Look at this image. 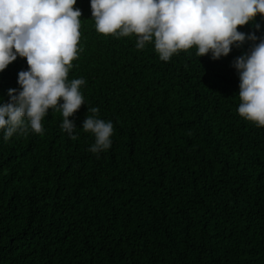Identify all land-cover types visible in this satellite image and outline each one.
<instances>
[{
	"label": "trees",
	"instance_id": "obj_1",
	"mask_svg": "<svg viewBox=\"0 0 264 264\" xmlns=\"http://www.w3.org/2000/svg\"><path fill=\"white\" fill-rule=\"evenodd\" d=\"M75 7L77 139L53 109L42 136L0 130V264H264V127L239 115L232 66L254 42L165 62L154 43L98 33L90 0ZM255 23L239 30L264 38V16ZM27 69L18 56L0 72V103ZM90 107L113 124L98 154L82 128Z\"/></svg>",
	"mask_w": 264,
	"mask_h": 264
},
{
	"label": "clouds",
	"instance_id": "obj_2",
	"mask_svg": "<svg viewBox=\"0 0 264 264\" xmlns=\"http://www.w3.org/2000/svg\"><path fill=\"white\" fill-rule=\"evenodd\" d=\"M77 0H0V72L17 57L26 58L28 69L18 73L20 89L10 88V100L0 103V130L4 140L29 130L44 134L42 119L49 109L63 116L62 131L71 139L73 116L82 105V78L69 81L73 61L78 59L82 12ZM95 29L116 38L134 35L136 48L154 43L160 60L196 48L201 57L227 56L232 46L254 42L248 53L236 57L232 66L239 75L238 113L264 127V38L240 27L264 16V0H90ZM259 40L258 43H255ZM82 128L95 137L88 149L94 154L111 147L113 124L97 118L99 109H87Z\"/></svg>",
	"mask_w": 264,
	"mask_h": 264
}]
</instances>
